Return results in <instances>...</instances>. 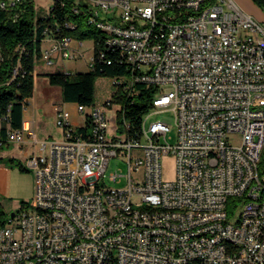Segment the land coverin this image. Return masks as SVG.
<instances>
[{"label":"built area","instance_id":"built-area-1","mask_svg":"<svg viewBox=\"0 0 264 264\" xmlns=\"http://www.w3.org/2000/svg\"><path fill=\"white\" fill-rule=\"evenodd\" d=\"M24 1L3 0L0 8ZM88 9L111 44L129 47V58L100 48L89 67L125 64L129 73L112 76L113 84L130 97L139 85L152 88L151 107L134 130L116 101L109 134L107 112L96 104L76 103L78 124L67 103L56 104L63 140H38L30 118L14 127L12 103L0 112V146L39 145L28 160L34 201L0 225V264L89 263L92 251H105L110 264H191L193 254H201L199 264H264V21L235 0H89ZM61 30L42 32L38 61L47 66L76 56ZM22 70L14 65L6 84ZM170 110L174 129L153 117ZM167 155L176 162L170 180ZM115 158L127 174H107ZM124 178L123 186L108 184ZM199 228L210 235L195 238Z\"/></svg>","mask_w":264,"mask_h":264},{"label":"trees","instance_id":"trees-1","mask_svg":"<svg viewBox=\"0 0 264 264\" xmlns=\"http://www.w3.org/2000/svg\"><path fill=\"white\" fill-rule=\"evenodd\" d=\"M3 0H0V5ZM55 0L50 14L42 18H36L34 0H26L8 9L0 8V112L6 111L11 106L12 125L20 127L23 120V99L31 98L35 88V66L41 57V37L46 27L54 28L60 25L61 34L77 38L83 41L92 38L95 43L93 56L98 54L99 49L104 53L120 55L126 58L118 48L107 47L104 34L100 35V28L90 21L88 4L82 0ZM96 30H100L99 32ZM103 32V31H102ZM27 46L28 53L22 57V48L18 45ZM14 65H22V72L6 84L11 77ZM129 73L125 64L97 63L95 69L89 68L87 72L72 76L70 73L52 71L46 73L53 85L61 87L63 101L80 103L91 106L95 103L96 79L100 75L116 76ZM142 92L137 96H129L118 88L114 94L115 101L122 104L123 116L132 123L133 129L138 130L142 116L151 107L152 88L139 85ZM12 165L18 166L22 171H29L21 161L11 160ZM260 172H264V153L260 164ZM1 216V213H0ZM8 220L0 217V225H5Z\"/></svg>","mask_w":264,"mask_h":264},{"label":"rangeland","instance_id":"rangeland-1","mask_svg":"<svg viewBox=\"0 0 264 264\" xmlns=\"http://www.w3.org/2000/svg\"><path fill=\"white\" fill-rule=\"evenodd\" d=\"M82 1L89 5V0H82ZM54 2L55 0H34L36 18H42L46 15H49L51 8L54 5ZM99 33L100 35L104 34V32L102 31H100ZM72 45L75 49H77V52H75L76 56L65 60V64L59 62L57 66H47L45 64V60L40 59L39 61L36 62V66H35L34 96L40 105L41 113L43 116L42 117L43 122L47 121L48 122L47 125L49 127L54 128L53 132L50 135H52V137L56 138L57 140L64 139V132H63V128L58 125L57 115L55 112L53 113L52 109L55 103L63 102V95H62L61 87L58 85L51 84L46 73L52 71H60V72L68 71V73H70L72 76H75L78 73L89 71L88 63L92 57L95 48V43L92 38H85L82 43H80L79 39L74 38ZM45 46H47V44ZM116 89L117 87L113 84V77L108 75H100L97 77L96 95H95L94 104H96L97 106H99L100 108H102L107 112L110 121L109 134L114 133L117 124V110L119 109V104L115 101L114 94ZM35 98L27 103V108H32L34 106ZM108 100H112L114 102L113 106L108 107L107 105H105ZM153 117L154 119L160 118L170 123L172 129L175 128V115L173 111L170 110L168 112L158 114ZM50 135L49 136L47 135L44 138H49ZM234 142L238 143L239 139H234ZM162 166H163L164 178L167 180L173 179L175 177V172H176L175 156L167 155L163 157ZM27 168L29 171H22L19 168L20 173L23 172L30 174L34 173L33 168H30L28 166ZM116 171L122 172L123 174H127L128 172L127 163L123 162L122 160H118L116 158L112 159L109 168L107 170V174L110 175L111 173ZM21 176L22 175H20V177ZM20 177L16 181L17 184L20 182ZM126 181H127L126 178H124L121 183L114 184V182L108 181V184L110 186H115V185L123 186L126 184ZM12 191L15 192V190ZM33 201H34V194H30L28 196H25L24 198H15L11 201V205L14 206L10 210L6 206H4V204L1 203V199H0L1 219L9 220L13 211L20 208L23 204H29L31 206L33 204ZM136 201L140 202V200H136ZM229 210L234 212V214L232 215L233 218L237 216L239 213V210L234 206L233 200H230L229 202Z\"/></svg>","mask_w":264,"mask_h":264},{"label":"crops","instance_id":"crops-1","mask_svg":"<svg viewBox=\"0 0 264 264\" xmlns=\"http://www.w3.org/2000/svg\"><path fill=\"white\" fill-rule=\"evenodd\" d=\"M237 4L245 9L246 12L253 15L257 20L264 21V2L262 0H235ZM242 8V9H243ZM243 9V10H244ZM73 42V41H72ZM83 42V41H82ZM48 45V44H47ZM44 46V45H43ZM93 56V54H92ZM90 68V67H89ZM92 69V68H91ZM35 92L29 101L35 98ZM60 103H67L72 112L73 123L78 124L81 122L79 113L74 102H59L53 105V113L55 112V105ZM56 113V112H55ZM57 115V114H56ZM23 117L33 120V126L36 131L38 140L40 139H56L50 135L53 132L52 127H49L48 122H43V116L38 101L35 98V103L32 108H27ZM64 132V129H63ZM49 138H44L46 136ZM65 137V133H64ZM57 140V139H56ZM39 145L29 141L24 144H7L0 146V199L8 209H12L11 201L15 198H24L30 194H35L36 178L35 172L20 173L18 166H12L11 160L21 161L28 166V160L38 154ZM29 167V166H28ZM20 175H22L20 177ZM20 177V182L16 181ZM12 190H15L13 192Z\"/></svg>","mask_w":264,"mask_h":264},{"label":"bare ground","instance_id":"bare-ground-1","mask_svg":"<svg viewBox=\"0 0 264 264\" xmlns=\"http://www.w3.org/2000/svg\"><path fill=\"white\" fill-rule=\"evenodd\" d=\"M98 28H100L104 32L105 44L107 47L118 48L124 53V56L126 58H129V47L128 46H125L124 43H116V45L111 44L110 43V32L107 31V28H103V27H98ZM209 235H210V228H199L195 231V238H206V236H209ZM215 247H223V240H215ZM105 260H106L105 251H92L91 257H89V263H81V264H110V263H104ZM189 263L191 264L202 263L201 254H193L189 256Z\"/></svg>","mask_w":264,"mask_h":264},{"label":"water","instance_id":"water-1","mask_svg":"<svg viewBox=\"0 0 264 264\" xmlns=\"http://www.w3.org/2000/svg\"><path fill=\"white\" fill-rule=\"evenodd\" d=\"M262 2H264V0H262ZM14 215H15V212H13V213L11 214L12 217H14Z\"/></svg>","mask_w":264,"mask_h":264}]
</instances>
